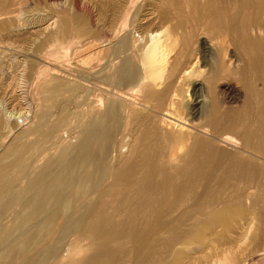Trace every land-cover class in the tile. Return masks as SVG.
Instances as JSON below:
<instances>
[{
    "label": "bare ground",
    "instance_id": "1",
    "mask_svg": "<svg viewBox=\"0 0 264 264\" xmlns=\"http://www.w3.org/2000/svg\"><path fill=\"white\" fill-rule=\"evenodd\" d=\"M104 1L102 28L58 8L39 38L38 54L64 44L93 65L80 103L49 85L1 155L0 264H264V0ZM25 4L0 0L6 41L40 22H19ZM73 104L76 145L38 166L49 110Z\"/></svg>",
    "mask_w": 264,
    "mask_h": 264
},
{
    "label": "rangeland",
    "instance_id": "2",
    "mask_svg": "<svg viewBox=\"0 0 264 264\" xmlns=\"http://www.w3.org/2000/svg\"><path fill=\"white\" fill-rule=\"evenodd\" d=\"M76 1L59 0L58 2V0H55V2L53 1L51 2L48 0H27V4H25L26 6L25 11H22V14H20L19 16V22L20 23L23 22L20 20V18H24L25 23H29L30 20H31L30 23H35V22L37 23L38 19L40 18L41 19L40 22L34 24V26L25 25L24 26L25 28L22 27L15 29L17 31H14L12 33L11 36H13V38L12 40L9 41L5 40V38L7 37L5 36L3 37V35L0 34V124H1L0 134L1 136L6 135V139L3 145H0V159L2 158L1 155H3V152L6 150L8 145H10L14 141L15 137L18 135L20 130L27 126V125L25 126V124L29 122L37 121L36 117L39 116V114H41L43 111H45V109H47L45 105L48 106V102H46L45 100L47 98V87L49 85L54 84V82L56 81L57 82L61 81L62 83L63 82L66 83L67 86L64 87L65 89L61 90L58 93L57 98L59 99H61L63 96L64 97L71 96V98L72 96L73 97L75 96L74 98H77L76 101H78V103H80V100L82 99L81 96L83 95V92H81L79 89L78 90L79 92L74 91L73 93V91H71V86L78 85L81 74L85 69V67L90 68L93 65V61L89 58V56L88 55L86 56L84 54L81 55L77 54L75 56L76 53L74 52L73 48L71 49V47L70 49L66 48L67 50L62 49L63 50L62 51L59 48H62L64 44L62 45L58 43H56L54 47H52L53 48L52 50L56 52L51 56L45 57L43 55L45 53V50L42 52V54H38L37 51L39 40L45 37L47 34L52 33L54 28L52 26L55 25L54 21L57 19L58 14H61V12L63 11L65 13L68 12L69 13L68 15H71L73 21L76 20L75 22L78 21V17L84 16L83 18L87 19V20H83L86 21L84 23L90 24L89 19H91L92 23L95 24V26H97L98 28H102V25L104 26L109 14L105 12L103 9L100 8L96 9V6L99 7L100 5L106 3L104 0H76ZM53 3L60 5L59 7L58 6L52 7ZM73 3L78 4L79 10L78 9L76 10L74 8ZM58 8L62 9L63 11H60V9ZM58 10L59 12L58 14H56ZM139 13L140 14H138V18L141 19V15L143 13H141V10L139 11ZM28 15L31 18L28 17ZM75 16L77 17L76 19L74 18ZM43 17H46L44 21H43ZM13 20L15 21L11 20L12 21L11 23L15 25L17 19H13ZM75 25L76 23L74 24V26ZM25 33L26 35L28 34L32 35L31 40L27 44H21L18 42L19 37H14V36L25 35ZM35 35L38 36L33 37ZM82 61L85 62L83 63ZM43 63L46 66H44ZM40 66L44 67L42 71L40 70V72L42 73H38L39 71L38 67ZM89 87L88 90L90 91L91 86ZM75 107L76 105L73 104V105H67L61 111L56 108H52L49 110L50 116L48 114L47 121L49 122V119L52 122L59 121L60 127L57 129L58 132L56 134L57 137L54 140L55 142L54 141L50 142V147H51L50 153L47 151L46 153L45 152L43 153L46 154V156L42 155V157H40L41 160L40 162L37 163L38 166H40V164H42L44 160L50 157H51V161L56 159V157L59 154V151L61 150V148L64 147V145H67L69 147H73V145H76L75 143H77L76 141L77 137L82 131L81 129L83 123L81 122V115L77 113L79 109H76L78 107L76 108ZM3 122H6L7 124H4ZM11 124L12 126H10ZM127 139L128 138H124L122 139L123 140L122 141L120 137L119 138L117 137V140L119 142L121 141L120 144H117V146H114V148L111 149V150H115L112 151L111 154L109 152L110 156L113 155L111 156V159L112 157L113 159L110 160L112 164L114 163L115 160L114 157L115 158L118 157L121 144H125ZM60 143H62V145ZM125 150L126 147L121 151L123 152ZM47 153L49 154L47 155ZM198 252L199 251H197V249H194L193 247L192 250L187 251L186 253L188 254V256L190 255L194 257L198 255ZM184 264H190V263L186 262Z\"/></svg>",
    "mask_w": 264,
    "mask_h": 264
}]
</instances>
